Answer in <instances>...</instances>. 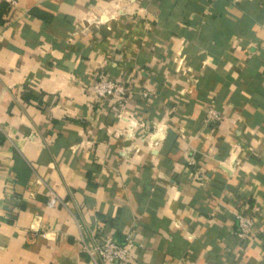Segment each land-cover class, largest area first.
I'll list each match as a JSON object with an SVG mask.
<instances>
[{
    "label": "crops",
    "instance_id": "crops-1",
    "mask_svg": "<svg viewBox=\"0 0 264 264\" xmlns=\"http://www.w3.org/2000/svg\"><path fill=\"white\" fill-rule=\"evenodd\" d=\"M0 21V264H88L81 229L133 232L131 264H264V0H19ZM92 72L124 84L125 120Z\"/></svg>",
    "mask_w": 264,
    "mask_h": 264
},
{
    "label": "built area",
    "instance_id": "built-area-1",
    "mask_svg": "<svg viewBox=\"0 0 264 264\" xmlns=\"http://www.w3.org/2000/svg\"><path fill=\"white\" fill-rule=\"evenodd\" d=\"M7 4L9 8H16L19 0H0ZM232 1V0H223ZM100 23V22H99ZM95 100L99 103L111 101L116 105L115 118L117 120H125L123 112L127 103V90L122 82H115L109 78L105 72H92L90 91ZM146 94H143L145 97ZM220 119L219 112L212 106L210 102L204 112L203 121L208 124H216ZM128 130L125 135H131L133 126L127 125ZM142 126V125H141ZM156 124L153 125V132L148 138V146H155L163 137H161V128H157ZM138 152V149H135ZM189 165H193V161H188ZM195 175L200 178V172L195 171ZM59 202L55 194L50 192L47 205L53 208ZM245 208L240 207L235 213V229L233 235L240 241H247L252 236L258 234L257 227L258 215L260 210L256 207L252 208L248 214H245ZM35 232H31L29 237H35ZM79 241L81 244V252L87 257L88 264H131L133 257V249L135 244L133 241V232L125 233L124 241L117 242L110 235L103 236L97 243L87 241L84 237V231H79Z\"/></svg>",
    "mask_w": 264,
    "mask_h": 264
},
{
    "label": "trees",
    "instance_id": "trees-1",
    "mask_svg": "<svg viewBox=\"0 0 264 264\" xmlns=\"http://www.w3.org/2000/svg\"><path fill=\"white\" fill-rule=\"evenodd\" d=\"M1 8L5 10V9L9 8V6H8L7 4L3 3V4L0 6V9H1ZM0 23H3V21H0ZM22 98H23V100H24L25 102H27V101H29L30 99H32L33 97H32V95L30 94V92H27V93L23 94Z\"/></svg>",
    "mask_w": 264,
    "mask_h": 264
}]
</instances>
